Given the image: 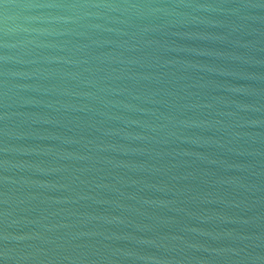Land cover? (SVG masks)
<instances>
[{
	"label": "water",
	"instance_id": "1",
	"mask_svg": "<svg viewBox=\"0 0 264 264\" xmlns=\"http://www.w3.org/2000/svg\"><path fill=\"white\" fill-rule=\"evenodd\" d=\"M0 264H264V0H0Z\"/></svg>",
	"mask_w": 264,
	"mask_h": 264
}]
</instances>
